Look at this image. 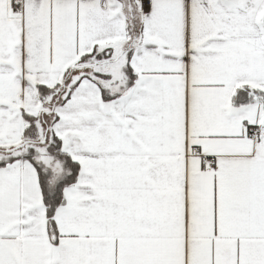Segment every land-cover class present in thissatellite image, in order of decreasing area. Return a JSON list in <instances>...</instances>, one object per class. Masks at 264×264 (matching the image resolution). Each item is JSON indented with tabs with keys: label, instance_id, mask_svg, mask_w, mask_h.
I'll return each instance as SVG.
<instances>
[{
	"label": "snow or ice",
	"instance_id": "6c2138e0",
	"mask_svg": "<svg viewBox=\"0 0 264 264\" xmlns=\"http://www.w3.org/2000/svg\"><path fill=\"white\" fill-rule=\"evenodd\" d=\"M0 264H264V0H0Z\"/></svg>",
	"mask_w": 264,
	"mask_h": 264
}]
</instances>
